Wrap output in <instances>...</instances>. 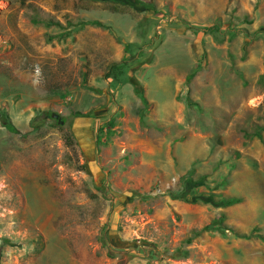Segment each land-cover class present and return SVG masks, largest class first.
<instances>
[{
  "label": "rangeland",
  "instance_id": "rangeland-1",
  "mask_svg": "<svg viewBox=\"0 0 264 264\" xmlns=\"http://www.w3.org/2000/svg\"><path fill=\"white\" fill-rule=\"evenodd\" d=\"M0 264H264V0H0Z\"/></svg>",
  "mask_w": 264,
  "mask_h": 264
},
{
  "label": "trees",
  "instance_id": "trees-1",
  "mask_svg": "<svg viewBox=\"0 0 264 264\" xmlns=\"http://www.w3.org/2000/svg\"><path fill=\"white\" fill-rule=\"evenodd\" d=\"M57 24V23H55ZM58 25H60L58 23ZM85 25H93V26H99V27H103L104 25L101 24L99 21H95V20H88V21H82L81 22V26H85ZM126 52L128 51V49H126ZM127 66V63H119L118 65L115 64L113 65V68L112 70L116 72L117 76L119 75H123L122 73L124 72L123 68ZM192 77V75H190L188 77V79H190ZM80 113H75V116H79ZM4 118V123H7V125L9 126L10 130L14 133H18V130L11 127V125L5 121V116H3ZM256 135L260 136V134L258 132H256ZM255 135V136H256ZM217 197V195L213 196L211 195L210 197H208V199H204L205 201H211L213 202L216 206H219V207H228V206H232V205H235V204H238L242 201V199L240 197H220L219 199V202H215L213 199ZM220 224H221V219L220 220H214L212 224H209L207 226H204L203 228H201L200 230H196L192 233V236L193 237H197L198 235H200L202 232H205V231H208V230H221V229H224V231H222L223 233L227 230L228 231V228H225V227H220ZM237 237L239 238H243V239H250L252 237H255L256 235H252L251 233L249 234H242V235H236ZM192 237L191 238H188L186 239V242L189 243L191 241Z\"/></svg>",
  "mask_w": 264,
  "mask_h": 264
},
{
  "label": "water",
  "instance_id": "water-1",
  "mask_svg": "<svg viewBox=\"0 0 264 264\" xmlns=\"http://www.w3.org/2000/svg\"><path fill=\"white\" fill-rule=\"evenodd\" d=\"M51 117L54 118V119H57V122L59 124L63 123V120L61 118H59L57 114H52Z\"/></svg>",
  "mask_w": 264,
  "mask_h": 264
},
{
  "label": "bare ground",
  "instance_id": "bare-ground-1",
  "mask_svg": "<svg viewBox=\"0 0 264 264\" xmlns=\"http://www.w3.org/2000/svg\"><path fill=\"white\" fill-rule=\"evenodd\" d=\"M86 145V144H85ZM88 151V150H87Z\"/></svg>",
  "mask_w": 264,
  "mask_h": 264
}]
</instances>
